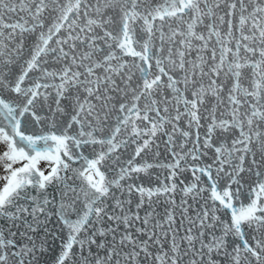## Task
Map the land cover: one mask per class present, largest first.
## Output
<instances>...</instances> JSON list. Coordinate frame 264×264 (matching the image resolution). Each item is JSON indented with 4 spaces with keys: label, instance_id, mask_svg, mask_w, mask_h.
Wrapping results in <instances>:
<instances>
[{
    "label": "snow or ice",
    "instance_id": "obj_1",
    "mask_svg": "<svg viewBox=\"0 0 264 264\" xmlns=\"http://www.w3.org/2000/svg\"><path fill=\"white\" fill-rule=\"evenodd\" d=\"M0 264H264V0H0Z\"/></svg>",
    "mask_w": 264,
    "mask_h": 264
}]
</instances>
